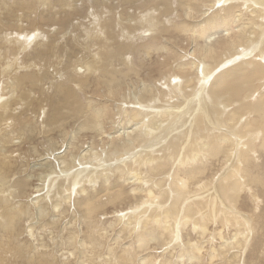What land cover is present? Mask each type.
I'll return each mask as SVG.
<instances>
[{"label": "bare ground", "instance_id": "1", "mask_svg": "<svg viewBox=\"0 0 264 264\" xmlns=\"http://www.w3.org/2000/svg\"><path fill=\"white\" fill-rule=\"evenodd\" d=\"M141 1H145L143 5ZM112 4L121 11L112 14V9L107 8ZM159 7L162 15L156 16ZM80 8L85 17H91H87L90 22L86 27L73 16ZM206 11L210 12L206 15ZM121 12L137 14V22L131 25L130 15L123 17ZM34 14L38 15L33 18ZM117 15L118 39L113 38L109 22ZM162 19L171 26L158 31ZM67 20L74 25L69 29L70 42L91 47L94 37L98 40L96 45L93 41L94 48L100 46L101 54L90 50L85 59L74 62L64 74L73 76L71 86H77L79 78L85 81L94 75L97 80L102 73L100 79L109 95L96 101L101 108H96L90 98H84L87 102L89 99L88 105L80 106L81 99L76 95L64 94L56 102L52 98L60 94L48 101L44 96L33 112L34 103L43 96L27 95V86L34 83L35 76L41 79L38 87L50 77L45 87L48 92L51 82L62 76L58 69L66 66L67 47L74 46L60 43L67 37ZM36 21L56 22L54 29L61 35L47 50L56 51L52 55L56 59L63 48L64 53L56 60L57 70H38L36 74L32 63L23 64V55L32 56L31 48L28 55L24 53L28 44L33 51L40 49L37 41L44 32L37 26L31 25L32 31L27 27ZM170 29L179 32L177 37L183 36L192 49L184 53L169 46L167 39L173 37ZM36 30L40 32L32 34ZM108 42L110 48L105 47ZM141 43L139 50L144 58L150 59L153 52L155 61L144 65L132 59V52L138 48L132 46ZM113 44L118 47L114 53ZM11 45L8 53L7 46ZM176 55L179 59L172 60L158 79L141 78ZM113 59L120 61L121 67L114 65L108 70L107 61ZM171 63H176L174 68ZM20 69H24L22 73ZM258 71L263 78L252 81L251 76ZM131 74L136 81L130 82ZM108 76L110 80L105 79ZM165 87L168 93L163 95ZM190 87L193 97L189 98L183 94ZM54 89L55 93H65L60 84ZM173 98L181 99L180 116L176 114L178 108L167 105ZM107 106L111 109L107 110ZM65 107L79 112L82 118L86 115L87 124L65 131L63 125L73 121ZM105 126L111 130L107 132ZM84 130L92 131L90 141L105 137L107 145L102 143L103 148L97 150L91 142H81ZM189 132H193L190 137ZM148 144L154 147L149 153L146 150L151 149L143 150ZM114 174L119 179L111 185ZM29 191L35 194L28 195ZM261 198L264 199V0H0V264H71L70 258H76V264H86V260L93 264L94 258L87 257V253H100L103 242L108 240L106 232L115 230L124 233L129 249L134 241L137 249L144 251L151 245L152 251L161 252L176 247L177 257L171 258L173 253L168 250L156 263L150 253L138 255L136 262L135 250L130 252L124 243L114 242L115 247H105L109 259L100 264H202L205 248L201 243L208 221L222 227L217 233L220 252H216L225 263L236 261L252 234H257L255 243L264 236L262 220L257 227L262 214L256 213L261 208ZM110 203L121 206V212L116 210L117 219L114 216L105 227L101 217ZM226 227L232 229V235L225 239ZM43 232H48V237H43ZM191 232L202 238L201 243L193 242ZM24 234L29 238L25 242ZM119 237L116 235V240ZM182 237L185 241L180 240ZM214 251L209 254L210 260Z\"/></svg>", "mask_w": 264, "mask_h": 264}, {"label": "rangeland", "instance_id": "2", "mask_svg": "<svg viewBox=\"0 0 264 264\" xmlns=\"http://www.w3.org/2000/svg\"><path fill=\"white\" fill-rule=\"evenodd\" d=\"M144 2L145 1H141V5H143L144 4ZM104 6V5H103ZM107 8H111L112 9V14H114V13H117V12H120L121 11V9L120 8H118V6H116V4H112L110 7H107ZM82 9V10H81ZM43 11V10H42ZM53 12H56V11H53ZM59 12H60V9H59ZM210 11H206V15L209 13ZM41 13V12H40ZM123 15V17H128L129 15H130V17H129V19L130 20H132V23H131V25L132 24H134V22H137V19H138V15L137 14H129V15H127L125 12H121ZM42 14H45V12L44 13H42ZM78 15H76L75 16V14L73 15L74 17H75V19H77V18H79V19H77V21L78 22H80L81 24H82V27L83 26H87L86 24L88 23V22H90V16H89V14L87 15V17L89 18V19H87V17H85L86 15H84V9L83 8H80V10L78 11V13H77ZM36 15H38V14H36ZM35 14L33 15V18H35V16H36ZM62 15V14H61ZM84 15V16H83ZM156 16L157 15H162V7H159L158 9H157V13L155 14ZM79 16V17H78ZM77 17V18H76ZM83 18H86L85 20L83 19ZM60 19V18H59ZM85 22H84V21ZM88 20V21H87ZM116 22H115V21ZM114 20H110L109 22H110V24H111V27H112V31L114 32V35H113V38H117L118 39V29H117V25H118V15L116 16V19H114ZM62 21H64V22H66V20H62ZM84 22V23H82V22ZM87 21V22H86ZM61 22V21H60ZM74 22V21H73ZM112 22V23H111ZM40 23V24H39ZM56 23V22H55ZM55 23H51V24H45V23H43V22H38V21H36V23L34 22L33 24H29L27 27H28V29H30L31 27L33 28V27H35V26H37L39 29H40V31L43 33L44 32V34H43V36H42V38H40L37 42H38V44H40V49H38L37 51H33V46H31V44H28L27 45V48H25V54H27L28 52H29V50H30V48H31V54H32V56L30 57V58H28L26 55H23V57H22V60H23V64H28V63H32L33 65H34V69H36V74H39L40 72H44V71H47V70H50V69H53V68H57V62H56V60L58 59V56L63 52V48L61 47L59 50H58V56H57V58L56 59H54L53 58V54H56V51H54V50H47V47L49 46V44L53 41V40H56L57 39V37L59 36V35H61V34H59L58 32V30L55 28L54 29V27H57L56 26V24ZM35 24V25H34ZM38 24V25H37ZM55 24V25H54ZM89 24V23H88ZM32 25V26H31ZM31 26V27H30ZM40 26V27H39ZM50 26H53V27H50ZM71 26H74L72 23H71V21L70 20H67V28H68V31L65 33V35H67V37H66V40H62L60 43L61 44H63V43H65V42H69L68 43V45H74L73 47H74V49H73V47L72 46H68L67 48V50L69 51H67L66 50V52H68L67 53V56H66V59H65V62H66V66L64 67V70H62V67H59L60 69H58V72L60 73V75H62L60 78H55V80L54 81H52L51 82V86H50V88L48 89V92L45 90V87H47V85H48V80L50 81V77H47L45 80H44V82H43V84H41V87H38V82H39V80H41V79H39L40 77L39 76H35V77H33L34 79H35V81H34V83L33 84H30V85H28L27 86V91L25 92L27 95H34V94H36L35 96H37L36 98H38L39 96L38 95H41V96H43L42 98L40 97L39 98V102H36V103H34V107H36V109L33 111V112H36L37 111V108L39 107V103L44 99V96L45 97H47V101L49 100V98H52V96H54V95H58V94H60L61 95V97L58 95V96H54L52 99L56 102V101H58V100H61V99H63V97H62V95H76V96H78L80 99H81V102H80V106H81V104L83 105H88V103H89V99H87L88 100V102L86 101V99H84V98H90L92 101H94L95 103H94V105L96 104V101L98 102H101V99H103V96L104 97H108V95L107 94H105V92L106 93H108L107 91H106V86L104 85L105 83H104V81H103V79H100V77H101V74H99V76H97V80L94 78V75H92V76H90V77H88V78H86V80L85 81H82V79H85L84 77L83 78H79L78 79V81H80V82H78L77 83V80H75L76 81V83L78 84L77 86L80 88V90L78 89V87L77 86H75V85H72L71 86V82H73V81H71L72 80V77L71 76H69V74H64V73H68L69 71H70V67L73 65V63L74 62H81L83 59H85L88 55L86 54L87 52H89L90 50L92 51V50H94V51H96V53L97 52H99L100 53V46H97L96 48H94V42H95V45L97 44V42H98V40H96L94 37H91L90 39L92 40H90L91 42H92V45H91V47L90 46H88V47H85L86 45H82L84 48H82V46L81 45H79V46H76L75 44H72L71 42H70V40L72 39V34H70L69 33V29H70V27ZM170 26H171V22L170 23H166L165 22V20L164 19H162V23L160 24V26H158L159 28H158V31H160V30H162L163 28H170ZM30 27V28H29ZM32 28L30 29L31 31H32ZM66 28V29H67ZM134 28H137V25L134 27ZM42 29V30H41ZM63 30H65V28H62ZM47 30V31H46ZM58 32H57V31ZM171 31H170V34H172L173 35V37H171V38H168L167 39V37L165 38V39H167V40H169V46H174L173 48L175 49V46H176V49L175 50H181L182 52H184V53H186V51L190 48V50L192 49L191 47H189V44L187 43V41L185 40V38L183 37V36H179V37H177V35H179V32H177V31H175V30H172V29H170ZM39 30H36V31H34L32 34H34V33H36V32H38ZM39 31V32H40ZM48 32H50V33H48ZM57 32V33H56ZM81 31H79V33H80ZM175 32V33H174ZM177 32V33H176ZM69 33V34H68ZM120 33V32H119ZM51 35V36H50ZM68 35H71V36H68ZM175 35H176V37H175ZM50 36V37H49ZM53 38H55V39H53ZM68 38V39H67ZM177 38V39H176ZM96 41H95V40ZM43 40L44 41H46V42H43ZM176 40V41H175ZM183 40V41H182ZM94 41V42H93ZM122 41H124V40H122ZM154 41V40H153ZM36 42V43H37ZM45 43V44H44ZM60 44V45H61ZM99 44V43H98ZM110 44V42H108L107 44H105V47H109L108 45ZM152 44H153V42H152ZM171 44V45H170ZM45 45V46H44ZM139 45H142V43L141 44H137V45H133L132 46V48H137L136 50H134L133 52H132V59L133 60H136L137 62H141L142 64H144V65H146V64H148V61L149 62H151V61H155L156 60V56H155V54L153 53H151L150 54V57H148V58H150V59H145L144 58V55L142 54V52L139 50ZM156 45L157 44H155V47H156ZM179 45V46H178ZM8 47V53L11 51V47H12V45L11 46H7ZM44 47V48H43ZM90 47V49L89 50H87L88 48ZM177 47H179V49H177ZM75 48H76V50H75ZM110 48V47H109ZM131 48V47H130ZM72 49H73V51H72ZM112 49H115V50H113V53L114 52H117L118 51V47L115 45V44H113V46H112ZM71 50V51H70ZM87 50V51H86ZM39 51H41V52H39ZM50 51V52H49ZM178 51V52H179ZM47 52H49L50 53V55L47 53ZM190 52V51H189ZM36 53V54H35ZM41 53V54H40ZM64 53V52H63ZM47 54V55H46ZM101 54V53H100ZM28 55V54H27ZM46 55V56H45ZM102 55H109L110 57H112V55L113 54H105V53H103ZM26 56V57H25ZM40 56V57H39ZM68 57V58H67ZM100 57H101V55H100ZM99 57V58H100ZM82 58V59H81ZM177 59H179V56L178 55H176L175 56V58L174 59H171V57H170V59L169 60H167V62H166V64H161L160 66H156L149 74H148V76H145V75H143L141 78L142 79H144V80H152V79H154V78H156V79H158V75L161 73V72H163V71H166V68H167V65H169L170 64V62L172 61V60H177ZM104 60V59H103ZM27 61V62H26ZM30 61V62H29ZM32 61V62H31ZM35 61V62H34ZM53 62H54V64H53ZM72 63V64H71ZM107 63H109L107 66V69L109 70V69H112V67L114 66V65H119V63H120V61H118V62H115L114 61V59H113V61H111V60H108L107 61ZM172 64V63H171ZM38 65V66H37ZM175 65H176V63H174V64H172V68H174L175 67ZM20 66H22V64L20 65ZM41 66H42V68H41ZM70 66V67H69ZM121 67V65H119V68ZM49 68V69H48ZM66 68V69H65ZM41 69V70H40ZM56 69V70H57ZM135 69V68H134ZM21 70V71H20ZM19 71V73H22V70H24V69H20ZM40 72H39V71ZM60 70V71H59ZM262 77L263 78V75H262V73L261 72H257V73H255L254 75H252L251 77H252V81H256L257 79H258V77ZM70 77H71V79H70ZM43 78V77H42ZM48 79V80H47ZM105 79H108V80H110L111 78L108 76V77H106ZM127 80H128V78H126ZM130 79H131V81L130 82H134V81H136V79H135V75L134 76H132V74H131V77H130ZM160 79V78H159ZM91 80V81H90ZM102 80V81H101ZM134 80V81H133ZM61 81H64V82H61ZM252 81H250V82H252ZM48 82V83H47ZM54 82H57L56 84H54ZM70 82V83H69ZM85 82V83H84ZM94 82H95V84H94ZM100 82H101V84H100ZM79 83H80V86H79ZM90 83V84H89ZM97 83L100 85H97ZM129 83V82H128ZM60 84L61 85V87H63V89L65 90V93H64V91H62L63 93H59V92H56L55 93V89L54 88H56L58 85ZM172 84V83H171ZM55 85H57V86H55ZM102 85V86H101ZM167 84H165V86H166ZM95 86V87H94ZM189 86H192V85H189ZM72 87V88H71ZM42 88V89H41ZM104 90H103V89ZM167 88H168V86H167ZM54 89V90H53ZM66 91L68 92V93H71V94H68V93H66ZM168 93V91L166 90V87H165V89H163V95H165V93L166 92ZM178 92L180 91V90H177ZM162 93V92H161ZM172 94L171 95H180V94H176V93H173V92H171ZM53 94V95H52ZM107 95V96H106ZM166 95H168V94H166ZM183 95H188V97L190 98V97H193V96H190V95H193V92H191V87L189 88V89H187L186 90V92H184V94ZM87 96V97H86ZM59 98V99H58ZM58 99V100H57ZM175 98H173V100L171 101V100H169V102L167 103V105H168V107L169 108H172V109H177L178 108V110H176V114L177 115H179L180 116V114L182 113V107L180 106V104L182 103V102H180V100L178 99V98H176L177 99V102H175V100H174ZM34 100H36V99H34ZM44 101V100H43ZM42 101V102H43ZM167 101V100H166ZM85 102H86V104H85ZM162 102H165V101H162ZM170 102L173 104H170ZM250 102H252V100L250 101ZM45 104H47L46 106H48V103L47 102H45ZM177 105V106H176ZM96 106V108H101V107H99V106H101L100 105V103H99V105L98 104H96L95 105ZM172 106V107H171ZM108 107V108H107ZM107 107H105L107 110H110L111 109V107H110V109H109V106H107ZM67 108V109H66ZM102 108H104V107H102ZM66 109V110H65ZM65 109H64V111L65 112H67L69 115L71 114V116L69 117L70 118V120H73V121H68V120H66V123H67V121H68V123L69 124H67V125H63V128L65 129V128H67V129H65V131H68V130H70V127H73V126H75L76 128H78L80 125H86L87 124V117H86V115L85 116H83V118H82V116L81 115H79L77 112V114L74 112H72L73 110L71 109V108H69V107H65ZM69 110V111H68ZM105 110V109H104ZM68 114H65V116H68ZM75 115H78V117L77 116H75ZM36 116H38V114L36 115ZM71 117H73V119L71 118ZM185 117H187L186 115H185ZM38 118H40V117H38ZM85 118H86V120H85ZM43 119H46V118H41V121L43 120ZM186 119V118H185ZM65 123V122H64ZM71 124V125H70ZM183 124H185V120H184V122H183ZM105 125V124H104ZM107 125H109V124H107ZM106 127V130H107V132H108V130H111V129H108L109 127L108 126H105ZM104 127V128H105ZM84 133H82L81 134V136L84 138V139H87V140H84L83 138H82V141L81 142H83V143H88V142H91V143H89L90 145H95V148L97 149V150H100V148L102 147L103 148V145H102V143L104 144V145H107V142H108V140L104 137V138H98V139H95V140H92V141H90L91 140V137L93 136V134H92V131H89V130H84L83 131ZM56 135H58V132L54 135V136H56ZM191 135H193V132H189V134H188V137H190ZM80 136V137H81ZM85 136V137H84ZM87 136V137H86ZM90 136V137H89ZM54 139V138H53ZM185 139V138H184ZM183 139V140H184ZM98 144V145H97ZM60 145V144H59ZM56 147H57V145H55ZM85 146H86V144H85ZM84 146V147H85ZM15 147H18L17 145L15 146ZM108 148H109V146H107ZM144 147V146H143ZM149 147V148H148ZM58 148H60V147H58ZM154 147H152V146H150L149 144L146 146V148H143V150H145V149H151V150H146V151H148V153L150 152V151H152V150H154L153 149ZM158 148V147H157ZM157 148H156V150H157ZM156 150L154 151V152H156ZM24 152L25 151H22V154L24 155ZM112 154H114V155H117L116 153H112ZM22 158V160H23V156L21 157ZM25 160H26V158H25ZM158 160V159H157ZM258 164H260V160L258 161ZM133 170V169H132ZM211 174H213V172L211 173ZM112 176H114V177H112ZM110 175V177H112V183H111V185H113V184H115L117 181H118V179H119V175H117V174H114V175ZM209 176V173H208V175H207V177ZM214 178H216V177H214ZM116 180V181H115ZM215 180V179H214ZM37 184V183H36ZM35 185V184H34ZM97 186V185H96ZM98 187V186H97ZM99 187H100V185H99ZM209 192H212V190H209ZM29 194H35L34 192H32V191H29V193H28V195ZM264 202V199H262L261 198V203H260V205H259V207L261 206V208H260V210H259V212H258V210L256 211V213L258 214V213H262L263 215H264V205H263V202ZM113 203V202H112ZM244 205H245V208H248V206L244 203ZM113 205L110 203V205L108 204L105 208H104V211H105V216L104 217H101L102 218V222H103V224H106V223H109L110 221L112 222L113 221V219H114V216L116 215V213H115V211L116 210H119L117 213H119V212H121L120 211V209L118 208V207H121V206H116V207H112ZM122 207L123 208H125L123 205H122ZM180 209L182 210V208H179V210H178V212L180 213ZM262 214H260L261 216H260V220H259V225L257 226V227H259L260 226V223H261V220H262V224L264 225V216L262 215ZM259 215V214H258ZM68 216V215H67ZM67 216H65V217H67ZM65 219V218H64ZM115 219H117V216H115ZM69 220V219H68ZM210 224L211 223V221H208L207 222V224ZM207 225V231H206V235H204L203 237V240H204V243H201V240H202V238L200 237H197V235L196 234H192V232L190 233V238L192 237V240H193V242L195 241V242H200L201 244H202V247H203V249L205 250H203L202 249V251H204V252H202L201 254H202V259H201V262H202V264H251V262H253V264H264V236L262 237V238H260L258 241H257V243H255V239H257L256 237H257V234L255 235V234H252L251 235V240L249 241V243H248V245H247V248H246V250H245V252L241 255V257H239L238 259H236V261H228V262H226L225 263V259L224 258H222L221 257V254L220 253H217V252H220V250H218L219 249V247H220V244H221V239L219 238V236L217 235V233L218 232H220L219 230L222 228V227H220L218 224H216V223H212L213 225ZM262 225V230H263V232H264V226ZM105 227H107V224H106V226ZM209 227V228H208ZM214 232H213V231ZM208 231H210L209 233H208ZM224 231V232H223ZM223 237L226 239V237L228 236H231L232 235V229L231 228H223ZM38 233L40 232V231H37ZM37 232H35L36 234H38ZM106 233H108V240H110V239H114V241H108V240H105L104 242H103V248L101 249V251H100V253H97V254H92V255H90L89 253H87L88 255H87V257H89V256H91V259H93V261H92V263L93 264H100L101 262H104V259L106 260H108L109 258H108V256H107V254H106V251H104L105 250V247L106 246H108V245H111V247H115V243H116V245H117V242H119L120 243V245H121V243H124V247H126L127 249H129V247L127 246V245H125L127 242H128V240L127 239H123L124 237H125V235H123L124 233H119L118 232V230H115V231H112V232H106ZM211 233V234H210ZM252 233H254V232H252ZM40 234V233H39ZM63 234H64V232H63ZM42 235H44L43 237H45V236H47L48 237V232H43L42 233ZM116 235H121V237H119L120 238V240L119 239H117L116 240ZM211 235V236H210ZM208 236H210V237H208ZM47 237L45 238V239H47ZM207 237H208V239L209 238H211V239H209V241H207L208 239H207ZM214 239H213V238ZM23 238H24V242L25 241H27V239H29L28 237H27V234H26V236H25V234L22 236V240H23ZM198 239L197 241H196V239ZM254 239V240H253ZM131 240V239H130ZM180 240H183V241H185V237H182ZM206 240V241H205ZM210 240H211V242H210ZM125 241V242H124ZM132 241V240H131ZM109 242V243H108ZM115 242V243H114ZM209 242V243H208ZM118 243V244H119ZM135 245L133 246V247H130V249H129V251L130 252H132V250L134 251L133 253H134V255H135V258L137 259L136 260V262L139 260V258H138V255H140V256H142V255H145V254H148V253H150V258L152 257L153 258V260H154V262L156 263V261H158V260H160V258H162V256H164L165 254H166V252H168V250H169V252H170V254L171 253H173V255L171 256V258L172 257H177V254H178V252L176 251V247L173 249V250H175V251H173V250H171L170 248L169 249H167L165 252H161V250L160 249H156L155 251H152L153 250V246L151 245V247L149 248V250L148 251H144L143 249L142 250H138L137 249V244H136V242L134 241L133 242ZM211 243V244H210ZM211 248V249H208L209 247ZM219 246V247H218ZM251 247V248H250ZM262 247V248H261ZM120 248H122L121 246H119V249ZM136 248V249H135ZM215 248V251L213 250ZM249 248V249H248ZM258 248V249H257ZM178 250V249H177ZM218 250V251H217ZM254 250V251H253ZM211 251H214V252H216L215 254H213L214 255V257L210 260L209 259V254H210V252ZM117 252H118V249H117ZM141 252H143L142 254H141ZM6 253L7 254H9L10 253V249H7L6 250ZM152 253V254H151ZM220 254V255H219ZM101 255V256H100ZM120 255V252L118 253V255L116 254V256H119ZM157 255H160V257H156ZM216 255H217V257H216ZM254 256V257H253ZM252 257V258H251ZM155 258V259H154ZM220 258V259H219ZM254 258H255V263H254ZM96 259V260H95ZM110 259H111V257H110ZM244 259V260H243ZM95 260V261H94ZM107 260H106V262H107ZM252 260V261H251ZM91 261V260H90ZM89 261V262H90ZM97 261V263H95ZM239 261V262H238ZM76 262V258H74V259H72V258H70V263L71 264H76L75 263ZM89 262L86 260L85 261V263L86 264H89ZM174 262V261H173ZM190 262H182V263H178V264H189ZM190 264H196L195 262H192V263H190Z\"/></svg>", "mask_w": 264, "mask_h": 264}]
</instances>
